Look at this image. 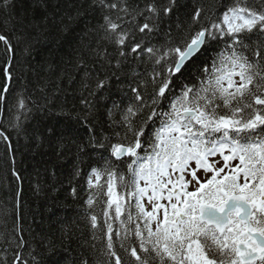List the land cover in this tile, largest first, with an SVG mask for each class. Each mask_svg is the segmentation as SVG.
<instances>
[{
	"label": "snow or ice",
	"instance_id": "1",
	"mask_svg": "<svg viewBox=\"0 0 264 264\" xmlns=\"http://www.w3.org/2000/svg\"><path fill=\"white\" fill-rule=\"evenodd\" d=\"M90 6L103 14L101 39L116 53L115 69L137 60L151 64L146 74L132 70L142 78L129 85L126 107L113 103L119 120L109 109L119 130L66 134L78 153L102 150L103 166L89 173L85 203L103 205L89 221L101 233L104 264H264V0H199L175 35L164 32L159 47L144 38L163 31L177 0H92ZM10 8L11 0H0L5 30ZM0 43L8 54L0 86L5 102L15 49L3 32ZM209 49L214 55L210 65L203 61L198 83L183 82ZM110 79L98 78L89 95ZM80 103L83 115L76 118L86 123L94 105L87 98ZM16 108L8 131H19V112L29 111L23 98ZM9 140L0 130V141ZM14 255L12 264H26L20 252Z\"/></svg>",
	"mask_w": 264,
	"mask_h": 264
},
{
	"label": "trees",
	"instance_id": "2",
	"mask_svg": "<svg viewBox=\"0 0 264 264\" xmlns=\"http://www.w3.org/2000/svg\"><path fill=\"white\" fill-rule=\"evenodd\" d=\"M196 2L199 0H177L171 19L160 25L163 31L145 37V42L159 47L164 32L171 30L175 35L177 24L186 23V13ZM91 3L11 0L12 25L5 30L0 22V32L8 36L15 49L10 90L6 101L0 102V130L10 137L7 142L0 141V264L5 259L12 264L16 252L26 264H82L84 260L104 264L107 259L102 255L101 233L94 232L89 221V213L95 211L100 216L103 205L88 209L85 203L89 173L93 167L103 166L98 155L102 150L88 148L78 153L66 134L73 130L86 138L91 127L97 137H103L119 130L109 119V109L114 102L126 107L129 85L135 86L134 80L142 78L132 70L146 74L151 64L137 60L122 70L115 69L116 53L101 39L103 14ZM136 35L140 37L138 32ZM213 55L209 49L191 65L183 82L198 83L203 61L210 65ZM7 59L0 43V86ZM105 76L111 77L106 88L89 95L96 80ZM20 98L29 111L20 110L19 131H8L9 124L15 123ZM82 98L94 105L86 123L76 118L83 115ZM113 112L119 120V110ZM21 242L24 246L18 247ZM116 250L125 255L118 244Z\"/></svg>",
	"mask_w": 264,
	"mask_h": 264
}]
</instances>
